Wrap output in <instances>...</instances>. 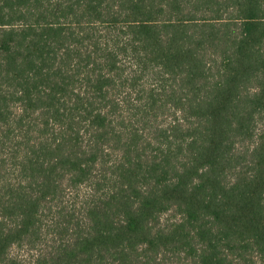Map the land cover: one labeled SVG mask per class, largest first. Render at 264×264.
<instances>
[{
	"label": "trees",
	"instance_id": "obj_1",
	"mask_svg": "<svg viewBox=\"0 0 264 264\" xmlns=\"http://www.w3.org/2000/svg\"><path fill=\"white\" fill-rule=\"evenodd\" d=\"M0 264H264V0H0Z\"/></svg>",
	"mask_w": 264,
	"mask_h": 264
}]
</instances>
